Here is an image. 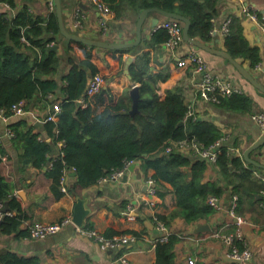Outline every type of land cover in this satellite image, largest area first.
Segmentation results:
<instances>
[{
    "label": "trees",
    "instance_id": "obj_1",
    "mask_svg": "<svg viewBox=\"0 0 264 264\" xmlns=\"http://www.w3.org/2000/svg\"><path fill=\"white\" fill-rule=\"evenodd\" d=\"M33 1L0 0L17 9L14 15L0 11V108L12 115V105L25 100L27 110L39 107L51 112L55 101L61 100L62 109L56 120L44 122L45 135L35 131V125L27 118L11 123L19 170L24 171L29 166L46 169L52 179L51 190L55 198H60L65 194L62 178L67 170H75L76 186L87 188L114 171L127 168L129 162L139 160L143 172L154 169L152 177L156 181L157 194L164 196L161 191L164 182L173 186L176 208L168 215L158 213L154 221L156 224L158 218L168 227L178 216L188 223L211 217L217 211V207L210 203L211 196L228 204L227 201L237 194L236 213L241 216L245 209L255 205L264 210V178L255 173L258 170L264 173V169L229 151L228 143L220 147L213 165L217 177L210 179H206V172L212 164L195 151L183 152L176 148L166 151L168 146L181 140H194L208 147L225 133L212 119H200L195 114L189 116V106L180 88L160 91V82L166 81L170 75L168 72H149V50L140 53L130 64L133 80L140 83L141 100L137 112L131 113L133 99L128 91L117 96L110 88H102L87 105L80 103L91 75L99 72L92 52L96 47L69 40L65 51L71 68L57 78L61 54L52 47L63 37L58 15L56 9L47 15L35 13L31 8ZM104 1L120 15L124 0ZM137 1L129 0L128 3L132 6ZM139 1L141 8L156 6L189 17L191 36L207 42L212 39L218 0ZM258 17L263 21L261 15ZM168 39V31L160 28L153 32L149 44H165ZM224 40L226 50L233 57L248 61L249 69L254 70L261 64L260 47L251 45L240 17H232ZM74 45L80 48L78 54L71 53ZM108 50L130 52L132 49ZM214 105L227 112L253 113L254 100L246 92L233 93L221 96ZM57 148L58 154L51 158ZM12 192V183L1 179L0 200L9 204L11 214L3 217L0 232L28 236L30 231L22 228L28 213ZM127 232L137 240L143 236L142 231L131 229ZM114 235L106 234L108 237ZM179 239L176 233H171L166 241L156 235L155 264H177L175 247ZM237 244L245 248L242 241L237 240ZM0 262L41 264V259L4 249L0 252Z\"/></svg>",
    "mask_w": 264,
    "mask_h": 264
},
{
    "label": "crops",
    "instance_id": "obj_2",
    "mask_svg": "<svg viewBox=\"0 0 264 264\" xmlns=\"http://www.w3.org/2000/svg\"><path fill=\"white\" fill-rule=\"evenodd\" d=\"M128 2L129 0L123 1L120 15H117L115 10L105 14L93 0H62L65 25L68 31L94 40L110 43L135 41L138 38V20L145 8H141L142 3L139 0L132 6ZM18 4L20 5L21 2ZM245 5L261 15L263 21L254 20L245 15L243 13ZM31 8L35 13L42 15H47L51 9L48 0H35ZM217 9V15L213 18L217 28L229 16L240 17L245 35L251 45L260 47L262 55L260 67L251 70L248 61L236 59L242 62L264 85V0H218ZM0 11H8L9 14L14 15L17 9L1 2ZM78 13L82 15V25L77 26L75 22ZM156 17L159 18L158 23L166 18L158 11H151L143 24L145 39L143 38L138 45L131 48L130 52L109 51L108 48L101 47L92 50L94 62L105 78L103 88H110L117 96L127 91L130 94L135 84L140 85L133 80L130 64L140 53L149 50L151 59L148 66L149 72H168L170 75L166 81L160 82V91L180 88L189 110L194 111L200 119L206 117L214 120L229 137L230 144L236 148L235 154L244 159L245 151L263 135L260 126L252 119V114L264 111V93L245 79L228 58L203 51L185 41L180 52L185 53L191 50L201 52L208 61L209 70L231 78L242 86L244 92L254 100L253 113L227 112L213 103L204 101L198 87L201 75L194 71L193 66L178 67L177 52L169 49L166 44L156 46L149 44L155 27L153 20ZM224 36L221 32H217L208 42L197 38L212 47L226 50ZM68 44H70L69 39L63 36L57 48L61 54L57 78L68 73L71 68V64L66 60L65 48ZM79 50L78 45H74L71 53L78 54ZM130 56L133 60L129 63V72H127ZM31 110L39 117L46 116L48 113V109L39 107ZM20 118H27L29 123L35 125V131L45 135L44 122L41 121V125H38L39 120L33 113L12 114L7 119L0 116V133H4L10 128L11 123ZM4 145L10 153V158L8 161L0 162V181L6 179L12 183L13 195L28 213L29 217L22 223L23 229H28L27 225L35 220L54 222L68 215L73 216L77 199L83 197L89 199L86 206L91 208L85 224L88 222L91 227L105 234H130L127 231L134 229L142 231L143 236L117 249H109L77 232L75 224H69L59 232L43 239H35L30 235L17 237L15 234L0 232V252L9 249L21 256H38L41 264H123L121 256H125L132 264H155L157 254L154 241L158 233H155L150 225L156 228L154 223L156 215L158 213L168 215L177 205L173 186L169 182H164L161 186L164 196L156 194L153 198L154 203L149 202L151 200L149 179L155 172L154 169L145 173L141 169V161H133L136 166L131 169L129 168L131 163L128 165L125 172L127 177L99 181L87 188L76 186L77 174L75 170L70 169L65 172L67 192L62 197L55 198L51 190L52 179L47 175L46 169L29 166L24 171L19 170L18 150L12 137L6 136ZM58 152V148L55 149V153L50 157L53 158ZM251 157L264 163V146L252 151ZM255 173L257 176L264 177L261 170ZM214 177H217V171L213 165H210L206 172V179ZM227 202L228 204L223 203V208L217 209L208 219L188 223L183 217L178 216L172 221L168 228L171 233H176L180 237L175 247L177 264H187L190 257L195 258L197 264H242L231 259L229 255L231 246L222 238L213 235L218 230L226 232L240 230L242 237L238 240L251 250L257 264H264V210L258 205L247 208L242 216L243 221L239 222L228 210L230 200ZM201 223L209 224L212 231L192 229Z\"/></svg>",
    "mask_w": 264,
    "mask_h": 264
},
{
    "label": "built area",
    "instance_id": "obj_3",
    "mask_svg": "<svg viewBox=\"0 0 264 264\" xmlns=\"http://www.w3.org/2000/svg\"><path fill=\"white\" fill-rule=\"evenodd\" d=\"M97 6L105 13L109 14L112 9L108 3L104 0H93ZM50 10L56 9L55 0H48ZM1 4V2H0ZM7 4V3H6ZM10 6L9 4H7ZM243 13L248 15L254 20H259L258 14L252 11L247 5L243 6ZM232 17H227L223 24L217 28L215 26L213 30V34H217V32H221L222 34H226L229 31L230 24H231ZM75 24L82 25V15L80 13L77 14V19ZM164 28L169 33V39L165 43L166 46L174 52H177L178 58L177 63L180 66H193V69L196 73L200 74V80L198 82V87L203 97L204 101L209 103H216L220 101L221 96L232 95L233 93H242L244 89L242 86L235 83V81L231 78L225 77L222 74L214 73L213 71L209 70L208 61L205 59L204 55L196 50H191L185 53L180 52V49L183 47L185 43L184 38V23L178 19L166 17L160 23H158L154 27V31L157 29ZM23 40L27 41L25 38ZM260 67V65L258 66ZM105 84L104 75L101 72H96L91 75L85 96L79 99V102L87 105L89 101H91L95 94L100 92ZM26 101L21 100L17 103H14L11 107L13 114H26V113H33L35 118L39 121L45 122L47 120H56L58 117V113L61 111V100L55 101L53 105V109L51 112H48L46 116L39 117L35 114L32 110H27L25 108ZM194 111L189 110L188 115H194ZM0 116L4 119H7L9 115L6 114V109L0 108ZM252 119L260 126L262 134H264V111H257L252 114ZM14 135L13 130L11 128L7 129L4 133H0V156L1 161H8L10 158V153L6 149L4 145L5 137H12ZM228 136H224L218 141H216L213 145L208 147L202 145L197 141H188V140H181L175 142L174 145L168 146L166 151H171L173 148H176L183 152H189L190 150L195 151L201 157L208 160V162L212 165L216 163L218 152L220 151V147L225 143H228L229 151L234 152L236 148H234L229 141ZM64 145L61 143V146ZM3 148L6 150L3 151ZM133 161L129 162L132 163ZM128 164V165H129ZM126 169H120L114 171L112 174L105 176L100 179V182L111 181L115 179H119L120 177L124 176ZM264 178V177H262ZM66 176L64 175L62 178V190L67 192V187L65 185ZM157 194V186L156 181L154 178L149 179V196L151 200L149 202L154 203V196ZM210 203L215 205L217 209L223 208V202L220 201L216 196L210 197ZM238 204V195L234 194L230 199V206L228 208L229 212L235 216L239 222L243 221V217L236 213V207ZM5 203L4 201L0 200V222L2 221L3 217L6 214H11V211H4ZM69 224H75L73 221V216L68 215L61 220L48 222L42 220H35L32 223L28 224V230L30 231V236L35 239H43L50 235H53L63 229L65 226ZM76 225V224H75ZM156 228L159 230L158 237L161 241H166L169 239V235L171 231L162 220L156 218ZM76 230L80 234L89 237L96 242L100 243L103 247L109 249H117L121 245L128 244L130 242L136 241L137 238L132 234H116L112 237L106 236L105 233L99 231L94 227L87 226H78L76 225ZM214 236L218 238H222L226 243L231 246V250L229 255L235 259H238L242 264H257L254 261L253 253L247 247L240 248L237 244V240L242 237V233L240 230L235 232H226L224 230H218L213 233ZM123 264H132L125 256L120 257ZM187 264H197L196 259L190 257L188 259Z\"/></svg>",
    "mask_w": 264,
    "mask_h": 264
},
{
    "label": "water",
    "instance_id": "obj_4",
    "mask_svg": "<svg viewBox=\"0 0 264 264\" xmlns=\"http://www.w3.org/2000/svg\"><path fill=\"white\" fill-rule=\"evenodd\" d=\"M56 4V12L58 15L59 19V24H60V31L61 34L68 38L69 40H75V41H80L83 42L89 46H94V47H101V48H108V49H124V48H132L136 45H138L143 37V24L148 16V14L151 11H158L159 13L165 15L166 17L170 18H175L184 23V38L186 41L192 43L196 47L200 48L203 51H208L216 55H222L226 58H228L233 65L238 69V71L242 74V76L247 79L250 83H252L256 88L261 90L264 93V85L253 75V73L243 65L242 62L238 61L235 57H233L227 50L224 49H217L215 47H212L211 45L203 42L197 37H193L190 35V27H191V19L185 15L176 13V12H171V11H166L160 7H149L145 8L142 10L138 24H137V32H138V38L135 41H128V42H119V43H110L102 40H94L87 38L81 34L73 33L68 31V27L65 25L64 22V12H63V3L62 0H55ZM159 22V18H154L153 20V26H156ZM76 30V28H75ZM59 43L53 45V49L58 48ZM133 60V57L130 56L129 60L127 62V72H129L128 65L131 63ZM131 97L133 99V107L131 110V113L134 114L139 110V102L141 100V93H140V85L135 84L131 90H130ZM184 123V121H182ZM38 125H41V121L37 122ZM264 146V134L256 141L253 143L244 153V160L247 162H250L254 165H256L259 168L264 169V163L261 162L260 160L254 159L251 157V152L259 149ZM136 166L135 162H132L129 166V168L133 169ZM124 177H127V173L124 174ZM261 197V195H258ZM89 199L88 198H83L79 197L77 199V203L74 208V213H73V221L76 225L78 226H84L85 225V220L87 216L91 213V208L86 206L88 203ZM10 207L9 204L6 203L4 207V211H9ZM151 228L154 229L155 233H159V230L157 228H154L152 225H150ZM192 229H195L196 231H204V230H209L212 231V228L209 224L201 223L197 225L196 227H193ZM233 261L240 262L238 259L231 258ZM1 264V262H0Z\"/></svg>",
    "mask_w": 264,
    "mask_h": 264
}]
</instances>
